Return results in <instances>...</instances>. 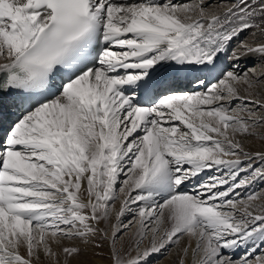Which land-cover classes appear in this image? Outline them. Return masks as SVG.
Instances as JSON below:
<instances>
[{
  "label": "snow or ice",
  "instance_id": "obj_1",
  "mask_svg": "<svg viewBox=\"0 0 264 264\" xmlns=\"http://www.w3.org/2000/svg\"><path fill=\"white\" fill-rule=\"evenodd\" d=\"M262 84L264 0H0V264H264Z\"/></svg>",
  "mask_w": 264,
  "mask_h": 264
},
{
  "label": "bare ground",
  "instance_id": "obj_2",
  "mask_svg": "<svg viewBox=\"0 0 264 264\" xmlns=\"http://www.w3.org/2000/svg\"><path fill=\"white\" fill-rule=\"evenodd\" d=\"M174 3H185L187 0H173ZM225 2H230V0H225ZM246 36H248L247 33L244 34V36L241 37V39H244ZM261 39L259 37V33H257V40ZM235 46V45H233ZM233 63L232 61H228L225 59L222 62V67L223 69L226 70H233ZM256 64L255 67L257 68V71H260L259 66L261 65L262 61L258 56L255 57H247L239 61V66L235 68L236 71L242 72L250 68L253 64ZM249 67V68H246ZM196 90H202V89H196ZM260 95L264 96V84H262L257 90H256ZM239 102L234 101L233 104L234 106L237 105ZM0 130H3V128H0ZM257 135L255 136H249L244 139V144L246 149L250 153H255L257 151H264V127L258 128L257 130ZM3 140L4 138L0 137V147L3 146ZM248 164H251L252 168L249 169L248 172L241 173V177L248 175L251 170L256 169V168H264V161H260L259 159L255 158L253 156L252 160H244V166L247 167ZM212 174H219L215 173V170L212 171H206L205 173L202 174L204 179H207L208 176ZM188 191H191V186L188 189H185ZM239 196H235L233 194L234 198L236 199H246L247 195L250 192H262L264 191V180H257L255 181L250 187L246 189H238ZM136 193H133L135 195ZM120 201L116 202V208H119ZM130 206L132 207V212H129L130 215L128 218H123V222L125 224H128L129 221H133V214L137 211V209L141 206V204H132ZM167 227V223L164 225ZM151 227V225H149ZM130 229V230H129ZM129 230V231H128ZM136 233V227L133 221V225L130 226L128 229L123 230V243L118 244V247H121L122 255H125L128 252H132L134 254V240L137 239V237L134 235ZM151 233H149L150 237ZM97 242H99L102 247L99 249H94L89 251V259L93 262V264H112L111 261V255H110V244L107 241L100 240L97 238ZM148 239H145L143 242V245L148 244ZM188 243V238L185 236L183 239H181L180 243L177 245H172L173 248L169 251V248L166 249L168 250L167 256L165 255L166 250H162L161 253L155 254L153 257H156L155 264H179L180 258L183 255L182 254V249L187 245ZM23 251V250H22ZM98 253V254H97ZM191 251H189L188 256L186 257V264H191ZM153 264L152 262V257L150 258V264Z\"/></svg>",
  "mask_w": 264,
  "mask_h": 264
},
{
  "label": "rangeland",
  "instance_id": "obj_3",
  "mask_svg": "<svg viewBox=\"0 0 264 264\" xmlns=\"http://www.w3.org/2000/svg\"><path fill=\"white\" fill-rule=\"evenodd\" d=\"M255 63L252 65V66H250V68H253V67H255ZM246 68H249V67H246ZM121 179H124V177H121ZM128 214H130V213H127L126 215H125V218H128L130 215H128ZM125 224V223H124ZM130 230V229H129ZM128 230V231H129ZM173 248V246H170L169 247V251L171 250ZM167 252H168V250H166L165 251V255L167 256ZM157 259H156V257H152V262H153V264H155V262H158V261H160V260H158V261H156ZM152 264V263H151Z\"/></svg>",
  "mask_w": 264,
  "mask_h": 264
}]
</instances>
